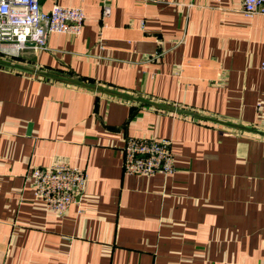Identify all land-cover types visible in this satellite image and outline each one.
Returning <instances> with one entry per match:
<instances>
[{
    "label": "crops",
    "instance_id": "0c3cea01",
    "mask_svg": "<svg viewBox=\"0 0 264 264\" xmlns=\"http://www.w3.org/2000/svg\"><path fill=\"white\" fill-rule=\"evenodd\" d=\"M40 2L82 6L85 21L0 54V264H264V13ZM129 135L169 138L175 171L125 173ZM61 160L89 173L64 215L28 178Z\"/></svg>",
    "mask_w": 264,
    "mask_h": 264
},
{
    "label": "built area",
    "instance_id": "2783aa9c",
    "mask_svg": "<svg viewBox=\"0 0 264 264\" xmlns=\"http://www.w3.org/2000/svg\"><path fill=\"white\" fill-rule=\"evenodd\" d=\"M110 11V5L104 4V16ZM242 11L249 17L264 13V0H242ZM84 21L82 6L56 2L45 10L40 0H0V54L13 58L29 47L46 48L50 33L80 34ZM259 108L264 110V104H259ZM121 155L128 174L151 176L176 169V154L169 138L129 135ZM28 178L35 196L45 202L46 208L64 215L73 204H82L89 173L86 168L61 160L32 168Z\"/></svg>",
    "mask_w": 264,
    "mask_h": 264
},
{
    "label": "rangeland",
    "instance_id": "374dc122",
    "mask_svg": "<svg viewBox=\"0 0 264 264\" xmlns=\"http://www.w3.org/2000/svg\"><path fill=\"white\" fill-rule=\"evenodd\" d=\"M7 57V56H6ZM9 58V57H8Z\"/></svg>",
    "mask_w": 264,
    "mask_h": 264
}]
</instances>
